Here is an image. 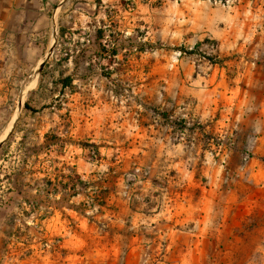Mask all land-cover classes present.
Wrapping results in <instances>:
<instances>
[{"label":"rangeland","instance_id":"1","mask_svg":"<svg viewBox=\"0 0 264 264\" xmlns=\"http://www.w3.org/2000/svg\"><path fill=\"white\" fill-rule=\"evenodd\" d=\"M0 264H264V0H0Z\"/></svg>","mask_w":264,"mask_h":264},{"label":"trees","instance_id":"2","mask_svg":"<svg viewBox=\"0 0 264 264\" xmlns=\"http://www.w3.org/2000/svg\"><path fill=\"white\" fill-rule=\"evenodd\" d=\"M97 38H102L101 37V31H97ZM184 52V51H183ZM192 51H189L188 53L190 54ZM113 55H115V53H113ZM61 84L63 87L65 86H69L71 84V78L70 77H65L61 80ZM25 108L28 109L27 105H24ZM96 154L98 153V151H95ZM77 176V175H76ZM68 181L70 183H68ZM68 181L65 183H59L58 185H55L53 183H51V181H46V185L47 186H52L55 185V187H52L51 191L54 193H59V192H66L71 190V194H69L70 196H76L78 194L77 190H76V184L77 182L82 183V181L80 180L79 176L72 178V177H68ZM61 190V191H60ZM39 191V190H38ZM63 194V193H62ZM101 202V201H100ZM100 205H103V202L100 203Z\"/></svg>","mask_w":264,"mask_h":264},{"label":"bare ground","instance_id":"3","mask_svg":"<svg viewBox=\"0 0 264 264\" xmlns=\"http://www.w3.org/2000/svg\"><path fill=\"white\" fill-rule=\"evenodd\" d=\"M39 65V64H38ZM37 68V67H36Z\"/></svg>","mask_w":264,"mask_h":264}]
</instances>
